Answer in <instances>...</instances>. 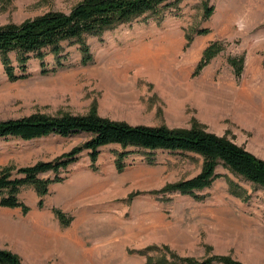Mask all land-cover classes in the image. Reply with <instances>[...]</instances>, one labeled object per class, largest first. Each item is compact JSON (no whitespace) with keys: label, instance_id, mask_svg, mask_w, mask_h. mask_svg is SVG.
<instances>
[{"label":"rangeland","instance_id":"1","mask_svg":"<svg viewBox=\"0 0 264 264\" xmlns=\"http://www.w3.org/2000/svg\"><path fill=\"white\" fill-rule=\"evenodd\" d=\"M80 1L0 0V26L48 11L69 12ZM211 5L214 11L205 18L202 0H182L160 15L88 36L94 60L87 65L73 41L63 42L64 67L44 73L32 57L26 79L10 81L0 58V121L34 112L96 111L131 124L196 125L264 159V0H211ZM202 28L209 31L197 33ZM187 35L193 37L189 44ZM213 41L223 42L224 49L195 75ZM233 55L245 57L240 78L228 61ZM11 57L17 66L16 53ZM55 65L48 53L45 66ZM84 140L83 134L26 142L0 138V169L55 159ZM116 148H102L96 170L83 152L43 197L34 186H23L19 198L30 210L0 206V247L22 264H161L162 256L174 255L264 264V188L221 164L219 177L200 199L157 193L197 175L203 158L158 150L156 163L149 164L134 153L119 171ZM42 176L55 178L49 172ZM56 210L70 222L63 223Z\"/></svg>","mask_w":264,"mask_h":264},{"label":"trees","instance_id":"2","mask_svg":"<svg viewBox=\"0 0 264 264\" xmlns=\"http://www.w3.org/2000/svg\"><path fill=\"white\" fill-rule=\"evenodd\" d=\"M181 1L82 0L69 12L48 11L21 24L0 26V58L4 72L10 81L28 78V64L32 57L40 60L44 73L64 67L68 61V55L63 53L64 41L78 43L82 55L81 63L90 64L94 57L87 41L88 36L101 35L108 29L140 17L160 15L161 11L176 7ZM202 3L204 17L208 18L213 13L214 6L211 5V0H202ZM208 31V28H202L197 33L205 34ZM187 39L189 44L193 37L187 35ZM223 49V42H211L204 49L194 74H199ZM12 52L17 55V66L11 57ZM48 53L53 54L56 59V65L51 69L45 66ZM228 61L235 76L240 78L244 70V55L229 56ZM75 134L85 135V140L55 159L42 160L19 168L9 166L0 169V206L20 207L27 213L30 210L29 205L19 198L23 186H34L38 195L43 197L49 192L51 183L65 179L60 176L61 173L68 171L83 152H88L92 168L96 170L101 150L107 145H118L113 151L119 171L125 170L126 158L134 153L143 155L145 162L149 164L156 163L155 151L158 150L193 152L203 158L202 169L197 175L169 184L156 191L157 193L178 192L200 199L203 197L201 193L210 188L219 177L217 167L221 164L235 175L264 188V159L227 137L207 132L196 125L175 129L163 124H131L101 116L96 111L85 114L65 112L57 115L34 112L0 121V138L4 139L19 138L26 142L51 135L68 137ZM48 172L53 173L55 178L42 176ZM55 212L63 223L70 222L61 210ZM146 251L147 248L138 253L144 254ZM173 257L171 260L162 256L159 263L175 264L174 261H181L186 264H244L228 256H210L201 260L175 255ZM151 261L148 258V262ZM0 264L22 262L17 254L0 247Z\"/></svg>","mask_w":264,"mask_h":264},{"label":"bare ground","instance_id":"3","mask_svg":"<svg viewBox=\"0 0 264 264\" xmlns=\"http://www.w3.org/2000/svg\"><path fill=\"white\" fill-rule=\"evenodd\" d=\"M234 3H235V1H234ZM230 5H231V4H230ZM231 6H232V5H231ZM232 9H233V8H232ZM169 30H171V29H169ZM169 30H168V31H169ZM168 31H167V32H168ZM171 32H172V31H171ZM159 34H160V33H159ZM169 38H172V36H170ZM169 38H168V39H169Z\"/></svg>","mask_w":264,"mask_h":264}]
</instances>
